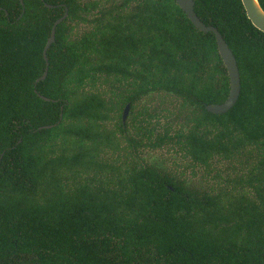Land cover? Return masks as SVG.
<instances>
[{"label": "trees", "instance_id": "obj_1", "mask_svg": "<svg viewBox=\"0 0 264 264\" xmlns=\"http://www.w3.org/2000/svg\"><path fill=\"white\" fill-rule=\"evenodd\" d=\"M0 8V264H264V33L241 0H194L239 68L223 114L206 108L230 89L215 34L175 0ZM145 96L176 100L177 128ZM161 147L229 166L194 186L144 159Z\"/></svg>", "mask_w": 264, "mask_h": 264}, {"label": "water", "instance_id": "obj_2", "mask_svg": "<svg viewBox=\"0 0 264 264\" xmlns=\"http://www.w3.org/2000/svg\"><path fill=\"white\" fill-rule=\"evenodd\" d=\"M20 1L21 4L23 5V0ZM175 1L179 5V7L185 12V14L188 16L190 21L198 30L204 33L213 32L215 34L219 54L228 72L230 89H229L228 97L224 102L219 104H208L206 105V108L208 111L215 114L226 113L236 104L241 91L240 72L235 55L233 54L229 45L224 40L223 36L216 27L206 25L202 20H200V18L198 17V15L194 10V0H175ZM241 1L244 10L246 12V15L251 20L252 24L257 29H259L264 33V9L261 6L259 0H241ZM67 16H68V12L66 11L65 14L61 18L57 19L53 24L50 37L43 51V57L46 62V68L43 75L37 80V82L45 80L47 77L48 68H49L47 51L50 48L51 44L55 42L57 25L60 24L63 20H65ZM39 96L46 101H50V98L45 97L44 95L39 94ZM129 112H130V103L126 104V106L124 107L122 113L123 123L126 121ZM50 127L51 126H44V128H50ZM39 129H41V127Z\"/></svg>", "mask_w": 264, "mask_h": 264}, {"label": "rangeland", "instance_id": "obj_3", "mask_svg": "<svg viewBox=\"0 0 264 264\" xmlns=\"http://www.w3.org/2000/svg\"><path fill=\"white\" fill-rule=\"evenodd\" d=\"M140 107L144 109L143 111H146V114L149 113L151 109L157 110L160 107V113L158 114L160 118V124L167 125L169 123L168 121L170 120V122L173 123V128H177L176 123H179L180 119L178 116H176V100L169 97L161 100L160 96H145L142 97L139 102V109ZM130 131L132 132V130ZM161 132L162 131H160V133ZM121 146L122 148H125L124 144H121ZM144 155V159L148 162L160 161V164H163L169 171L180 177L186 178L188 182L194 186L202 185L206 187V184H215V181L213 180L215 171L218 170L220 175L224 176L226 169L229 166L226 162H211V167L208 169H206L204 166L192 167L191 162L177 147H173V149L170 147H161L160 150L148 151ZM235 166L238 169V171L235 172V175H237L239 174V165L236 163ZM225 184L222 186H225Z\"/></svg>", "mask_w": 264, "mask_h": 264}]
</instances>
